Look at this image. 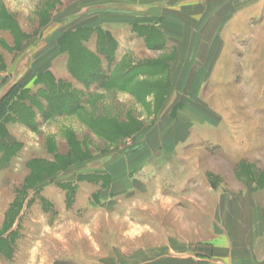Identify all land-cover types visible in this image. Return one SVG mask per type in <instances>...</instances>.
I'll use <instances>...</instances> for the list:
<instances>
[{"label":"rangeland","instance_id":"1","mask_svg":"<svg viewBox=\"0 0 264 264\" xmlns=\"http://www.w3.org/2000/svg\"><path fill=\"white\" fill-rule=\"evenodd\" d=\"M79 1L0 0V264H146L142 255L155 248L153 226H175L185 217L156 212L161 190L203 185L197 176L186 184V174L179 183L171 175L163 180L153 174L144 188L109 192L107 162L183 106L179 93L167 97L176 48L165 47L157 29L147 28L139 32L149 38L146 46L121 38L109 42L100 33L108 56L99 54L96 35L81 41L89 31H80L78 40L71 33L90 29L81 26L89 16ZM109 29L129 34L124 26ZM259 41L264 46V39ZM91 50L107 77L85 85L69 68ZM259 54L244 51L234 81L224 71V85L205 88L214 95L201 105L221 125L196 144L206 145L199 157L207 162L204 179L211 188L264 189V169L252 164L264 160V57ZM33 66L38 70L27 75ZM54 79L68 92L56 111L42 97ZM30 81L33 88L26 86ZM224 169L227 176L219 173Z\"/></svg>","mask_w":264,"mask_h":264},{"label":"crops","instance_id":"2","mask_svg":"<svg viewBox=\"0 0 264 264\" xmlns=\"http://www.w3.org/2000/svg\"><path fill=\"white\" fill-rule=\"evenodd\" d=\"M77 5L89 16L83 27L106 29L117 40L130 45L138 41L144 46L146 37L134 26L155 28L165 47L176 48L169 68L172 89L167 97L179 93L182 108L175 116L162 117L139 135V142L122 149L106 165L110 193L144 188L143 182H150L148 175L153 174L163 180L171 175L178 183L184 182L182 175L186 174V184H192L197 176L203 184L201 190L200 186L193 190L185 186L172 193L161 190V206H156V212L185 217L175 226H153L155 248L144 252L143 262L264 264V189L255 185L211 188L204 179L207 162L199 157L205 156L206 145H196L209 139L214 127L221 126L217 116L201 105L212 102L214 95L205 88L224 85V71L234 81L244 51L256 54L260 50L259 56L264 57L259 41L264 39V0H80ZM121 26L129 29L128 35L109 29L119 31ZM37 70L33 66L27 75ZM220 145L235 151L226 143ZM252 164L264 169V160L259 157L252 159ZM219 173L227 176L225 169ZM147 236L145 233V239ZM146 241L145 246H149L150 241Z\"/></svg>","mask_w":264,"mask_h":264},{"label":"trees","instance_id":"3","mask_svg":"<svg viewBox=\"0 0 264 264\" xmlns=\"http://www.w3.org/2000/svg\"><path fill=\"white\" fill-rule=\"evenodd\" d=\"M134 29H135L136 32L139 33L141 30L147 29V27L134 26ZM80 31L81 32H83V31H89L90 32L89 33L90 38H89V35L87 34L86 37H88V38H84V36L82 38L80 37L81 41L82 40H85V41L89 40L90 41L93 38V36L96 35V39H97V42H98L97 43V52H99V54H100V51H101L102 54H105V55L108 56L107 52L103 48V44L102 45L99 44V40H100V33H101V34H104L105 36H107L108 41L110 42V39L113 38V37H112V35L109 34V32L103 30L102 28H96V29H91L90 28L88 30L87 29H77L74 32H71L73 36H77L76 37L77 40L79 39V37H78L79 34L78 33ZM158 38L161 39L160 37H158ZM145 39L147 41L149 38L147 37ZM86 52H85L86 54L84 55V60H81V62H78V63H76L75 60H74V62L76 64L72 63L70 65L69 70H70V73L72 74V76L76 77L78 80L83 82L85 85L86 84L90 85L92 82L98 81L100 76L102 78L103 77H107V76H106V73L101 71L102 67H101V64L99 63L100 60H99V57L97 55L98 53L94 54V52H92V51L91 52L86 51ZM93 55L95 56V58L93 57ZM73 56L77 57L78 54H76V53L74 54L73 53L72 58H74ZM136 67L137 66L130 68L125 75H128L130 72H133L132 70L136 69ZM100 71H101V73H100ZM100 74H102V75H100ZM120 78H122V80H124L123 77H120ZM37 80H38V78H37ZM54 83L55 84H53L51 87H49L47 95L44 94L42 97L44 98V100H46L48 103H50L49 106L52 108V110L56 111V110H58L59 104L66 99V96H68V92H64V88H63L62 85H60L61 83L58 82V80L54 79ZM38 93L39 92H35V94H38ZM35 94H33V95L31 94V95L34 96ZM31 99H32V97H31ZM23 105H21V106H23ZM13 108L17 109L18 107H13ZM62 112L65 113V110H63Z\"/></svg>","mask_w":264,"mask_h":264}]
</instances>
